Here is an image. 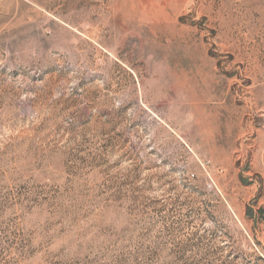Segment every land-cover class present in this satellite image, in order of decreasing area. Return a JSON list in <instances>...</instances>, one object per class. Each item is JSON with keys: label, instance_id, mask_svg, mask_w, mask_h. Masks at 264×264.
<instances>
[{"label": "rangeland", "instance_id": "obj_1", "mask_svg": "<svg viewBox=\"0 0 264 264\" xmlns=\"http://www.w3.org/2000/svg\"><path fill=\"white\" fill-rule=\"evenodd\" d=\"M0 264H264V0H0Z\"/></svg>", "mask_w": 264, "mask_h": 264}]
</instances>
